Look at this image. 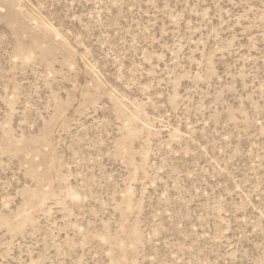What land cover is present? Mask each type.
Listing matches in <instances>:
<instances>
[{
	"label": "rangeland",
	"instance_id": "rangeland-1",
	"mask_svg": "<svg viewBox=\"0 0 264 264\" xmlns=\"http://www.w3.org/2000/svg\"><path fill=\"white\" fill-rule=\"evenodd\" d=\"M0 264H264V0H0Z\"/></svg>",
	"mask_w": 264,
	"mask_h": 264
}]
</instances>
